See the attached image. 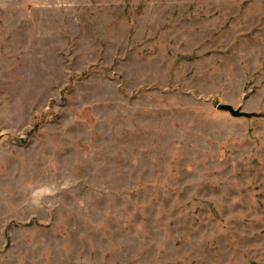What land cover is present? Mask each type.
<instances>
[{"label":"rangeland","instance_id":"374dc122","mask_svg":"<svg viewBox=\"0 0 264 264\" xmlns=\"http://www.w3.org/2000/svg\"><path fill=\"white\" fill-rule=\"evenodd\" d=\"M0 264H264V0H0Z\"/></svg>","mask_w":264,"mask_h":264},{"label":"clouds","instance_id":"9594fccd","mask_svg":"<svg viewBox=\"0 0 264 264\" xmlns=\"http://www.w3.org/2000/svg\"><path fill=\"white\" fill-rule=\"evenodd\" d=\"M54 194H55L54 185L38 188L32 193V197H31L32 204L35 207H40L44 197L52 196Z\"/></svg>","mask_w":264,"mask_h":264},{"label":"water","instance_id":"95a60500","mask_svg":"<svg viewBox=\"0 0 264 264\" xmlns=\"http://www.w3.org/2000/svg\"><path fill=\"white\" fill-rule=\"evenodd\" d=\"M216 108L218 111L228 113L233 118H249L252 116L251 114L243 112L239 109H234V107L229 104H218Z\"/></svg>","mask_w":264,"mask_h":264}]
</instances>
